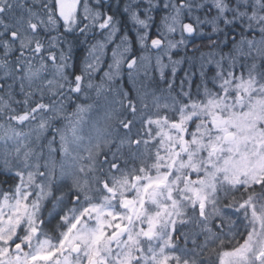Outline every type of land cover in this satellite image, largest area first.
<instances>
[{
	"label": "snow or ice",
	"instance_id": "1",
	"mask_svg": "<svg viewBox=\"0 0 264 264\" xmlns=\"http://www.w3.org/2000/svg\"><path fill=\"white\" fill-rule=\"evenodd\" d=\"M0 264H264V0H0Z\"/></svg>",
	"mask_w": 264,
	"mask_h": 264
},
{
	"label": "trees",
	"instance_id": "2",
	"mask_svg": "<svg viewBox=\"0 0 264 264\" xmlns=\"http://www.w3.org/2000/svg\"><path fill=\"white\" fill-rule=\"evenodd\" d=\"M78 52H79V50H78ZM183 53H181V55H182ZM175 58H178V57H175ZM77 59L79 60L80 59V57H79V55L77 56ZM165 60H166V58H165ZM180 75H182V72L181 73H179ZM98 82V81H97Z\"/></svg>",
	"mask_w": 264,
	"mask_h": 264
}]
</instances>
